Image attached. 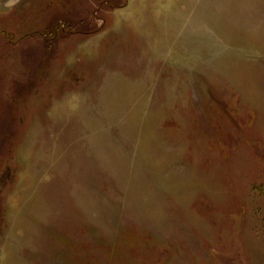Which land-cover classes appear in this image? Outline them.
Wrapping results in <instances>:
<instances>
[{
  "label": "rangeland",
  "instance_id": "obj_1",
  "mask_svg": "<svg viewBox=\"0 0 264 264\" xmlns=\"http://www.w3.org/2000/svg\"><path fill=\"white\" fill-rule=\"evenodd\" d=\"M66 1L0 0V264H264V0Z\"/></svg>",
  "mask_w": 264,
  "mask_h": 264
},
{
  "label": "trees",
  "instance_id": "obj_2",
  "mask_svg": "<svg viewBox=\"0 0 264 264\" xmlns=\"http://www.w3.org/2000/svg\"><path fill=\"white\" fill-rule=\"evenodd\" d=\"M87 1L88 0H69L57 10V18L53 23V29L58 31V34H60L62 38H66L74 33L84 35L96 31L99 26L93 22V19L95 20L96 18L102 17V15L98 14V10L103 5H105V8H112L115 6H122L126 3V0H123L122 3H119V0H96L91 5L89 14L84 13L88 17H79ZM56 36L57 34L52 37L55 38ZM46 37L47 36H45V38ZM57 43H60V41L56 40L54 45Z\"/></svg>",
  "mask_w": 264,
  "mask_h": 264
}]
</instances>
